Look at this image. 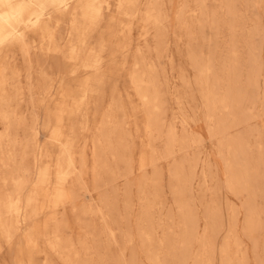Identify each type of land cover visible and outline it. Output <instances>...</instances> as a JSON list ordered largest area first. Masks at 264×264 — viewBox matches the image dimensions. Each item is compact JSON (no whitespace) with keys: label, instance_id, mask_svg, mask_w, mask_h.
Here are the masks:
<instances>
[{"label":"rangeland","instance_id":"1","mask_svg":"<svg viewBox=\"0 0 264 264\" xmlns=\"http://www.w3.org/2000/svg\"><path fill=\"white\" fill-rule=\"evenodd\" d=\"M0 264H264V0H2Z\"/></svg>","mask_w":264,"mask_h":264},{"label":"clouds","instance_id":"2","mask_svg":"<svg viewBox=\"0 0 264 264\" xmlns=\"http://www.w3.org/2000/svg\"><path fill=\"white\" fill-rule=\"evenodd\" d=\"M0 2H2V0H0Z\"/></svg>","mask_w":264,"mask_h":264}]
</instances>
